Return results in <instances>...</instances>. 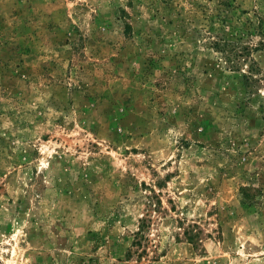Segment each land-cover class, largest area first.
<instances>
[{"label":"rangeland","instance_id":"374dc122","mask_svg":"<svg viewBox=\"0 0 264 264\" xmlns=\"http://www.w3.org/2000/svg\"><path fill=\"white\" fill-rule=\"evenodd\" d=\"M0 264H264V0H0Z\"/></svg>","mask_w":264,"mask_h":264}]
</instances>
